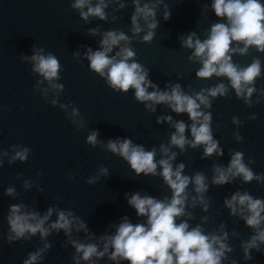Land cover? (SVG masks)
<instances>
[{
    "label": "water",
    "instance_id": "1",
    "mask_svg": "<svg viewBox=\"0 0 264 264\" xmlns=\"http://www.w3.org/2000/svg\"><path fill=\"white\" fill-rule=\"evenodd\" d=\"M97 2L91 0L93 5ZM105 2L108 3L106 20L89 15L85 21L80 16L81 10L72 7L74 0H0V159L5 161L0 167V264H22L28 252L40 246L38 236L7 243L6 215L10 204L22 200L41 211L57 204L73 210L99 235L114 231L112 225L125 215L137 221L125 193L139 191L158 198L170 195L161 177L136 176L128 163L109 151L106 144L109 138L130 137L133 143L143 144L146 149L155 146L159 158V145H167L174 128L168 123L157 124V117L170 113L174 119H184L189 124L191 121L186 113H171L163 104L157 105L156 112H151L136 101L134 89L130 88L127 93L113 91L103 78L89 70L84 53L88 46L94 50L99 46L105 30H122L131 37L128 43L136 53L132 59L150 70V78L160 88L165 87L166 81L179 82L184 91L194 94L201 87L213 86L222 79L227 83L223 77L197 78L195 73L201 65L197 59H189L193 49L181 43V37L189 32H195L200 39L206 38L210 26L221 19L211 8L212 0H140L141 5L148 3L156 9L159 24L151 42L142 40L148 31L143 19L138 18L142 31L138 34L131 31L132 0ZM120 3L124 4L123 8L119 7ZM165 5L171 11L168 20L164 19ZM90 28H96V34H90ZM239 43L242 46V42ZM34 49H43L44 54L51 52L58 57L61 69L59 78L54 79L64 85L58 95L47 80L32 70L33 62L23 58L30 57ZM256 56L264 64V53L256 52L254 46L246 54H233V59L243 66ZM40 80L43 83L35 90L34 85ZM257 87H264V78L257 81ZM44 88H48L47 100L40 94ZM52 99H58L56 106L50 103ZM251 99V106L246 105L230 89L227 97L213 101V132L224 147L222 157L201 159L200 147L186 146V151L181 153L176 146H171L178 153L174 166L183 161L186 174L203 171L210 179L213 165L226 166L230 150H239L245 153L246 161L249 157L255 161L251 165L255 172L264 173V92H254ZM59 103L66 107L61 109ZM72 107H78L79 112L72 115ZM252 113L257 114V119H249ZM232 116L244 122L238 129L232 123ZM73 119L75 125L71 123ZM93 130H99L95 146L86 142ZM234 130L241 133L243 141H235ZM13 144L30 147L26 162H7L8 157L3 156V152L12 153ZM101 166L108 168L107 175L99 171ZM88 177L99 179L88 184ZM24 179L32 183L28 190L22 186ZM9 185L16 186L19 194L16 199L4 194ZM37 185L43 188L42 192L37 190ZM237 188L264 198V184L255 180L245 184L237 178L233 184L210 187L209 211H202L198 204L188 209L192 218L185 219L190 226L201 224L205 231H218L223 221L234 249L229 253L230 258L238 260L239 264H264V253L255 250L252 261L243 260L240 242L248 239L252 230L239 217L230 216L223 205L224 197ZM204 216L209 217L207 222L202 220ZM80 235L83 237L82 233ZM49 240L52 248L44 264H73L74 249L65 246L63 233H53ZM100 264L111 262L102 260Z\"/></svg>",
    "mask_w": 264,
    "mask_h": 264
},
{
    "label": "clouds",
    "instance_id": "2",
    "mask_svg": "<svg viewBox=\"0 0 264 264\" xmlns=\"http://www.w3.org/2000/svg\"><path fill=\"white\" fill-rule=\"evenodd\" d=\"M132 2L134 10L130 16L131 31L140 33L142 27L138 18L143 19L148 31L142 40L151 42L159 24L155 6L148 3L141 5L140 0ZM72 7L81 10L80 16L85 21L89 15L101 21L107 19L108 3L105 0H98L95 5L91 0H74ZM119 7L123 8L124 4L120 3ZM211 8L215 16L221 19L210 26L206 38L200 39L195 32H189L181 37V43L193 49L189 59L195 58L201 65L195 73L197 78L207 80L213 76L223 77L227 83L222 79L213 86L201 87L194 94L184 91L179 82L166 81L165 87L160 88L150 78V70L132 59L136 53L128 43L131 37L122 30H105L99 46L95 50L88 46L84 53L89 70L103 78L113 91L127 93L130 88L134 89L136 101L143 103L145 109L151 112H156L157 105L163 104L171 113L187 114L190 124L184 119H174L170 113L157 117V124L168 123L174 128L167 145H159V158L155 146L146 149L143 144L133 143L130 137L109 138L106 144L109 151L128 163L136 176L143 174L161 177L170 195L158 198L149 194L142 195L139 191L125 193L127 204L134 209L137 221L133 222L125 215L119 223L112 225L114 231L99 235L92 232L87 221L73 210L61 208L57 204L43 211L22 200L10 204L6 215L7 243L31 240L37 236L40 241V246L28 252L22 264H44L45 256L52 248L49 237L53 233H63L65 246L70 245L74 249L71 256L73 264H100L102 260L111 264H239L238 260L229 256L234 249L229 242L226 224L221 221L218 231H205L199 223L190 226L188 219L193 214L188 209L199 204L201 210L207 213L211 206V197L208 195L210 187L233 184L237 178L245 184L253 180L264 184V173L253 170L251 165L255 161L251 157L246 161L243 151L230 150L227 165L214 164L210 179L203 171L189 175L185 172L186 164L183 161L174 166L173 161L178 153L171 148L176 146L183 153L186 146L192 149L200 147L201 159L222 157L224 147L213 132V101L227 97L231 89L237 99L251 106L252 94L264 92V87H257V81L264 78V64L260 57H254L243 66L233 59V54H246L253 46L256 52L264 53V0H212ZM170 16L171 11L167 9L164 19L168 20ZM88 31L94 35L97 29L90 28ZM239 42H242V46ZM114 49L118 50L110 55ZM23 58L33 62L32 70L47 80L57 95L63 91L64 85L54 79L59 78L61 69L55 54H44L43 49H34L30 57ZM41 83L43 80L38 81L34 89ZM149 88L152 90L149 91ZM47 92L48 88H44L40 93L45 100ZM259 99L257 96L256 101L259 102ZM50 103L56 106L58 99H52ZM59 107L64 109L66 105L59 103ZM78 112V107H72V115ZM231 119L237 129L244 123L238 116H232ZM249 119H257V114L252 113ZM71 123L75 125V119ZM98 135L99 130H93L86 137V142L95 146ZM233 135L237 142L244 139L238 130H234ZM10 148L14 150L12 153L8 150L3 152L9 164L29 159L30 147L13 144ZM4 163L0 159V167ZM99 171L108 174L105 166H101ZM96 179L99 177H88L87 183L92 184ZM22 186L28 190L32 183L24 179ZM37 190L42 192L43 188L37 185ZM4 194L13 199L19 195L15 185L6 187ZM223 205L230 216L239 217L252 230L248 239L240 242L243 260L252 261L253 250L264 253V198L254 197L248 190L237 188L224 197ZM208 219V216L202 217L205 222Z\"/></svg>",
    "mask_w": 264,
    "mask_h": 264
}]
</instances>
